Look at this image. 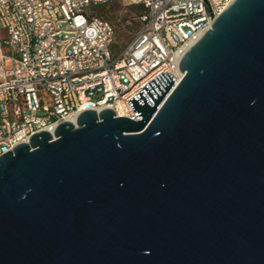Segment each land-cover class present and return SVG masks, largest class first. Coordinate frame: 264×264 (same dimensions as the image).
Here are the masks:
<instances>
[{
  "label": "water",
  "instance_id": "1",
  "mask_svg": "<svg viewBox=\"0 0 264 264\" xmlns=\"http://www.w3.org/2000/svg\"><path fill=\"white\" fill-rule=\"evenodd\" d=\"M179 70L0 157V264H264V0Z\"/></svg>",
  "mask_w": 264,
  "mask_h": 264
},
{
  "label": "built area",
  "instance_id": "2",
  "mask_svg": "<svg viewBox=\"0 0 264 264\" xmlns=\"http://www.w3.org/2000/svg\"><path fill=\"white\" fill-rule=\"evenodd\" d=\"M234 0H0V157L79 114L110 109L136 118L128 101L179 62ZM143 9L124 49L93 8Z\"/></svg>",
  "mask_w": 264,
  "mask_h": 264
},
{
  "label": "rangeland",
  "instance_id": "3",
  "mask_svg": "<svg viewBox=\"0 0 264 264\" xmlns=\"http://www.w3.org/2000/svg\"><path fill=\"white\" fill-rule=\"evenodd\" d=\"M134 6H126L122 3H111L104 7L107 11L108 19L115 29L114 47L111 48V54L114 56L116 50L124 49L134 38L137 31L136 16L138 15Z\"/></svg>",
  "mask_w": 264,
  "mask_h": 264
},
{
  "label": "trees",
  "instance_id": "4",
  "mask_svg": "<svg viewBox=\"0 0 264 264\" xmlns=\"http://www.w3.org/2000/svg\"><path fill=\"white\" fill-rule=\"evenodd\" d=\"M106 5H108V4H106ZM106 5H101V6H97V7L93 8V11H94L95 15L100 17L103 20H107L108 19L107 11L104 10V7ZM133 9H134V11L137 14H140L143 11V9L141 7L134 6Z\"/></svg>",
  "mask_w": 264,
  "mask_h": 264
}]
</instances>
